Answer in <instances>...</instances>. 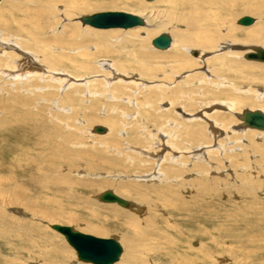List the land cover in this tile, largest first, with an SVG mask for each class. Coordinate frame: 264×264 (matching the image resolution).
I'll use <instances>...</instances> for the list:
<instances>
[{
    "label": "rangeland",
    "instance_id": "rangeland-1",
    "mask_svg": "<svg viewBox=\"0 0 264 264\" xmlns=\"http://www.w3.org/2000/svg\"><path fill=\"white\" fill-rule=\"evenodd\" d=\"M45 1L53 4L54 7L40 6L37 3L38 0H1L0 20L3 19V22L0 21V24L7 23L12 30L5 33L3 27L5 25H3L0 27V36H5L4 39L9 40L8 42L14 45V48L15 46L19 47V45L30 47L42 45L45 47V53L40 52L39 48L36 49V47L25 50L22 48L23 51L20 50V52L19 49L16 51L11 49L14 52H10L15 56L19 55L17 58L21 59L20 61L23 58L20 53H27L36 59V63L49 64V66L63 72L59 74V70H52L53 72L47 74L43 69H38L37 75L41 74L51 78L56 74L62 77L65 74L71 77L84 74L83 78L76 82L70 79L71 83L74 82V85H78L74 86V89L76 90L75 87H78L80 91L82 89V94L79 92L75 96L73 88L67 90L69 83L63 82L62 86H59L58 83L56 84L49 78L48 80L43 77L36 79L32 77V73L25 75L18 82L9 81L8 77L0 75V124L4 123L0 126V191L22 195L20 198L23 200L32 196L36 197V200L37 197H44L52 202L53 200L57 201L58 207L52 202L50 206H47L50 207L48 216L55 220L52 223L70 226L83 234L97 238L116 240L122 247V254L116 264H264V139L255 135H247V133L243 134L241 131L244 128L239 129L244 127L242 122L236 130V126H233L236 124V118L226 114L230 116L226 118L227 116L224 115L229 128H223L222 132L220 131L222 134H217L216 140L214 139L216 143H221L219 150V146L217 147L215 142L210 140L212 128L203 116L200 117L203 115L201 113L205 112L201 102L213 104L214 101L212 102V99L209 98V102L207 98L205 100L200 99V101L195 102L191 111L183 109L186 100L184 94L194 92L196 95L199 87L203 89L200 92H204L205 88V91H209L208 88L215 90V85L220 88L223 83L224 85L234 84L237 89L245 87L264 89V83L259 82L256 77L258 69H260L257 65L264 67V64L246 61L240 57L237 59V66L229 70L227 74L216 75L214 73L216 76H213L211 70V73L209 70L208 74L206 73L205 65L197 64L189 68L191 70L186 69L188 72L183 70L177 73L179 75L177 76L171 67L174 70L182 66L185 67L186 63H191L189 59H196L197 57H193L190 52L187 54L184 52L187 55L186 58L174 61L169 52L170 47L166 51H158L151 46V41L160 34H167L172 40L175 32L182 33L187 37L194 34L195 29H192L191 26L188 28L184 22H172L169 25L168 20H171V16L167 11L168 3L164 4L158 0L152 2L135 0L134 2L144 9V11H139L131 6L129 0H117L116 4L108 5L104 2H98L96 7H92L79 15H76L74 11L72 14L76 16L72 17L70 14L73 8L69 7L74 1L80 3V0ZM10 4L15 5V7L12 9ZM201 8L203 10L199 11L200 16L199 13L196 14V17L194 15V18L199 19L198 26L201 27V29L196 30L203 32L207 37L212 36L214 39L217 37L218 29L216 28L218 26H220L223 35L230 31L234 39L238 40L241 38V34L237 31L253 27L256 23L264 25V13L258 17L247 15L239 13L238 6L226 8L220 4L215 7V10L218 9L221 14L220 21L207 25L204 24L205 19L211 18H209L205 6H201ZM105 11L125 12L138 16L144 20L142 28L145 29L140 33L133 31L137 27L128 30H92V28L82 26L80 23L79 19L84 16ZM24 14H28V16L25 17ZM35 14L37 15L35 16ZM231 14H234V17H231ZM29 15H32V18H29ZM156 15L159 16L157 20L159 24H168L166 29L157 30L155 27L153 30L149 29L145 17L155 18ZM243 16L252 17L255 20L254 24L249 27L237 25V20ZM15 20H20L22 28L28 30L29 36L32 37L24 35V33H19L18 36ZM154 23L155 26L158 24ZM94 30L101 31V37L106 40L99 41V39L93 38L90 31ZM9 33L11 37H7ZM13 33L15 34L12 36ZM131 35H135L138 39H145L146 36L148 38H146L143 47L141 45L136 48L146 54L147 57L149 56L145 64L147 71L145 73L142 70L139 73L137 64H126L125 67L121 68L122 71L118 69L117 74L119 73L121 76L117 77L119 82L112 80L111 86H107L109 84H106L105 81L113 78L111 68L114 70L115 58L120 53L121 58H123L125 53L132 50L130 45L124 46L123 44L124 41H132L129 39ZM31 38L34 39L35 45H32ZM220 43L225 44L227 40L217 41L214 47H218ZM250 46H258L264 49L261 44L256 43L245 45L239 42L232 47L236 51H241V47ZM85 49H89V51L95 49L97 52L106 51L107 53L113 51V54L97 57V52L93 51L91 54L94 55V58L83 60L80 55ZM218 49L215 48L214 52H208L203 56L208 61V67L212 62L211 59L217 58L216 55H221L230 50L235 51L228 47ZM198 50L190 51L199 53ZM0 60L1 67H4L5 60ZM69 60L78 63L74 66ZM84 63H87L88 67L79 65ZM255 66V70L247 68ZM233 70H238V73L235 74ZM189 71H192L191 75ZM131 73L132 75L124 77L125 74ZM142 73L145 75L143 76ZM171 73H175L174 75L177 77L175 78ZM134 76H138L137 79ZM235 76L238 77L234 80ZM103 78L108 79L104 80ZM89 80L91 86L94 84L92 86L94 88H92L93 94L87 95L83 85ZM211 81L216 84L214 85ZM205 82L209 83L210 86ZM122 83L125 85L122 86ZM159 85H165L163 87V89L166 88L164 92ZM121 87L122 91H119ZM108 90L110 93L106 92ZM221 90L223 91V89ZM252 91L256 92L255 89ZM224 92L226 91L224 90ZM71 95L76 98V101L73 100L78 105L75 106L77 112L72 109ZM256 95L260 96L261 94ZM183 97L185 100L182 99ZM173 98L176 100L175 107H172L168 112L169 100ZM62 101L63 103H61ZM185 106L189 108L188 105ZM236 109L239 114L245 110L264 111V106L241 104L236 106ZM143 113L148 114V116ZM211 113L208 112V114ZM187 115L189 116L187 117ZM23 118L26 122L27 119L31 121L23 124L24 126L28 127L31 123L38 125L35 126L36 129L44 128L46 130L47 138H41L43 145L39 135H35L31 141L32 137L25 134L26 127L14 124ZM110 119L117 120L118 128L116 131L112 129L110 135L106 134L102 137L92 133L91 129L94 126H102L108 130L107 121ZM187 119H200L203 122L197 123L203 138L192 148L210 146L208 157L204 154L208 158V162L204 164L191 161L190 157L187 158V155L182 153L187 152L185 145L179 144L182 138L178 141V138L174 136L177 130L189 128L188 124L181 126L183 121ZM194 124L195 122L192 123V125ZM255 134L258 135V133ZM44 140L47 141L44 142ZM52 140L56 142L58 153L62 152L60 153L61 157L54 164H51V159L46 157L51 150L45 147L49 146ZM36 142L37 144L41 143L45 147V151L36 146ZM158 144L160 145L159 149H164L162 156L167 154V159L175 154L166 152L170 147L172 151L177 152L176 154L182 153L180 160L182 163L179 162L180 164L173 165L166 170L162 168L163 170L160 169V172L159 167L156 166L157 163L155 164V155L150 153L151 148ZM159 149L155 150L154 153L156 154ZM22 152L24 153L23 157L25 156L27 160L26 163L19 156ZM70 162H74L75 165L71 170H67L64 166ZM163 165L167 167V162L165 161ZM158 171L162 173L159 181L150 182L148 175H154ZM165 172L170 174L168 178H164ZM41 181H45L42 183L48 185L51 190L40 193L38 190H34V192L33 189L39 186L37 182ZM74 184L76 186H73ZM86 186L87 188H84ZM128 189L140 190L142 197L128 194ZM104 191H112L127 202H131L130 209L121 208L116 204L99 202V196ZM1 207V214H5L15 222H20L19 224L22 222L25 225H35L41 231L31 234L35 241V248L26 249L24 247L25 250L18 254L12 253L10 251L12 249L6 247L5 244L8 245L10 242L6 240L7 238L3 241L0 240V257L6 260L5 263H2L3 261L0 259L2 261L0 264H59L56 257L51 256L54 249H59L63 251L62 253L66 252V255L63 254V256L69 259L68 264H88L78 261L75 251L65 242L64 238L50 230L51 221L41 222L36 218L39 216L32 215L33 211H23L21 206ZM134 208L139 210H131ZM15 209L20 210V212H15ZM115 212L139 215L142 218L141 224L137 225L136 223H139L137 220L134 221L135 225L131 223L122 226L123 219L118 215V218H114ZM139 212L140 214H138ZM70 219L73 220L72 223H68ZM19 224L13 231L14 234L19 235L18 238H22V234L25 232L20 229L26 228L19 226ZM14 226L12 225V228ZM128 236L133 237V240L131 241ZM11 242L17 243L16 240ZM16 247L21 248L23 246L17 245ZM29 250L35 251L32 257L28 253ZM39 250L45 252L42 258L39 256L42 254ZM45 260H48V263Z\"/></svg>",
    "mask_w": 264,
    "mask_h": 264
},
{
    "label": "bare ground",
    "instance_id": "bare-ground-1",
    "mask_svg": "<svg viewBox=\"0 0 264 264\" xmlns=\"http://www.w3.org/2000/svg\"><path fill=\"white\" fill-rule=\"evenodd\" d=\"M1 1V0H0ZM116 1L117 0H80V3L78 2V1H74V3L72 4V6L71 7H69V8H73V10H72V12H71V16L72 17H74V16H76V15H79V14H81V13H84V12H86L87 10H89L90 8H92V7H96L98 4V2H101V3H106L107 5L108 4H116ZM135 0H129L128 2L131 4V6H133V7H135L136 9H138L139 11H144V9L141 7V6H139V5H137V3L136 2H134ZM146 2H152L153 0H151V1H147V0H145ZM159 2H161V3H164V4H167L168 3V5H167V11H168V13L170 14V19L171 20H168L169 21V25L170 24H172V22L174 23H178V22H184V23H186L187 24V27L189 28L190 26L192 27V29H195V33L194 34H192V35H188L187 37L185 36V35H183L182 33H179V32H175L174 33V38L171 40V42H170V53H171V56H172V58L174 59V61L176 60V61H179V60H181V59H183V58H186V54L188 53V52H190L191 53V55L193 56V57H197L196 59H189V61L191 62V63H186V66L185 67H179V68H177L176 70H174V68H172L171 67V69H172V71H174L175 73H176V75H177V73H179V72H181V71H183V70H185L186 72H188L186 69H189V68H192L194 65L196 66L197 64H200V66L201 65H205V67L204 68H206V73L208 74V70H209V73H211L210 72V70L213 72L212 73V75L213 76H216V75H218V74H227V72L229 71V70H231L232 68H235L236 66H237V59L238 58H240V57H243L244 58V56H245V54H247V53H250L251 52V49L253 48V47H258V46H250V47H241V51H236L235 50V48L234 47H232V46H236V44L237 43H242V44H249V43H256V44H261L263 47H264V25L263 24H259V23H256L253 27H250V28H245V29H242V30H240V31H237L239 34H241V38L240 39H234V37L232 36V33H230V31H228V29H227V33H225L224 35L221 33V28H220V26H218L216 29H218V31H217V37H216V39H214L212 36H205L204 35V33L203 32H200V31H198V30H196V29H201V27H199L198 26V24L200 23V21H199V19L198 18H194V15H195V17H196V14L197 13H199V11L202 9L203 10V8H201V6L202 7H204L205 6V9L208 11L207 13H208V15H209V18H211V19H205V23L204 24H207V25H209V24H213V23H218L217 21H220V18H221V14L218 12V9H216L215 10V7L217 6L218 7V5L220 4V5H223V6H226V8H234V7H236V6H238V9H239V13H243V14H247V15H253V16H261L263 13H264V0H260V1H257V0H247V3H246V0H175V1H171V0H158ZM170 1H171V3H170ZM23 2V1H22ZM241 2V3H240ZM38 4H40V6L41 5H44V6H47V7H54L53 6V4H51V3H47L45 0H38V2H37ZM97 4V5H96ZM100 4V3H99ZM171 4H172V6H171ZM204 6H203V5ZM11 5V7H12V9L15 7V5H12V4H10ZM95 5V6H94ZM23 6V5H22ZM44 6H42V7H44ZM171 6V7H170ZM219 9H220V7H219ZM45 10V9H44ZM66 10V9H65ZM137 10V11H138ZM205 10V11H206ZM11 11V10H10ZM47 11V10H46ZM67 11V10H66ZM74 11L76 12L74 15L72 14V13H74ZM68 12V11H67ZM9 13V12H8ZM35 13V12H34ZM33 13V14H34ZM237 13V12H236ZM25 15V14H24ZM37 14H35V16H36ZM49 15H50V13H49ZM69 15V14H68ZM238 15V14H237ZM240 15V14H239ZM28 16V14L27 15H25V17H27ZM34 16V15H33ZM34 16V17H35ZM71 16H69V17H71ZM199 16H200V13H199ZM234 17V14H231V17ZM236 16V15H235ZM24 17V16H23ZM38 17V16H37ZM198 17V16H197ZM223 17V16H222ZM227 17V16H226ZM29 18H32V15L30 16L29 15ZM158 18H159V16L158 15H156L155 16V18H152V17H145V22H147V25H148V27H149V29L151 28L152 30L154 29L153 27H155V29H157V30H163V29H166V27H167V23H165V24H159L158 23ZM200 18V17H199ZM1 19V18H0ZM80 20V23L82 24V26L84 25L82 22H81V18L79 19ZM201 20V19H200ZM1 21V20H0ZM143 21V25L142 26H144V20H142ZM227 21V20H226ZM238 21V20H237ZM3 22V19H2V21H1V23ZM14 22H17V28H15V29H17L16 31H17V35L19 34V33H24V35H28L29 36V32H28V30L26 31V29L24 30V28H22V26H21V22H20V20H15ZM158 23L156 26L155 25H153V23ZM223 22V21H222ZM254 22H255V20H254ZM254 22H253V24H254ZM5 23V22H4ZM154 23V24H155ZM225 23V22H224ZM237 23V22H236ZM252 24V25H253ZM3 25H5V26H3ZM0 24V27H4V32L5 33H8V32H10L11 30H12V28H10V27H8V25H7V23L6 24ZM238 25V24H237ZM25 26V25H24ZM44 26V25H43ZM85 27L87 26V25H84ZM142 26H138L137 27V29H135V30H133L135 33H140L143 29H145V28H142ZM251 26V25H250ZM88 27H90V26H88ZM88 27H87V29H88ZM147 27V26H146ZM241 27H244V26H241ZM247 27H249V26H247ZM91 28V27H90ZM136 28V27H135ZM94 28H92V30H93ZM132 29V28H131ZM203 29H206V27L204 28L203 27ZM98 30V29H97ZM123 30V29H122ZM128 30V29H127ZM7 31V32H6ZM151 31V30H150ZM91 33H90V35L93 37V38H97V39H99V41H105L106 39H104L103 37H101V35H100V33H101V31H96V30H94V31H90ZM149 32V31H148ZM16 33V32H15ZM15 33H13L12 34V36L15 34ZM89 33V32H88ZM145 35H148V33H145ZM19 36V35H18ZM17 36V37H18ZM169 36V35H168ZM1 37V36H0ZM7 37H11V35H10V33H9V36H7ZM29 37H32V36H29ZM28 37V38H29ZM170 37V36H169ZM5 38V36H2L1 38H0V59H4L5 60V66L2 68L1 67V65H0V75L1 76H4V77H8L9 79V81L11 80V81H15V82H18V81H20V80H22V78L25 76V75H27V74H29V73H32V77H34V78H36V79H40L41 77H43V78H46L45 80H48V78L49 79H51L53 82H56V84L58 83V85L59 86H62V84H63V82H66V83H69V85H68V87H67V90H68V88L70 89V88H73V93L75 94V96H76V94L77 93H81L82 94V89H81V91L80 90H78L79 88L78 87H75L76 88V90L74 89V86H78V85H74L73 83H71L70 82V79L72 80V81H78V80H81L83 77V75L84 74H82V75H77V76H73V77H71L70 75H67V74H65V76L64 77H62V76H59L58 74H56V75H54V76H51V78L49 77V76H44V75H41V74H39V75H37V72H38V69H43L44 71H45V73H49V72H53L52 70H59V69H55V67H52V66H49V64H40V63H36L35 62V60L36 59H33V57H31V56H29L27 53H20V55H22V61H20L19 60V58H17V56H19V55H17V56H15L13 53H11V52H14V51H11V49H14L15 51H16V49H19V52H20V50L21 51H23L22 50V48L25 50V49H30V48H33L34 46H28V45H19V47L18 46H15V48H14V45H12L10 42H8L9 40H5L4 39ZM15 38V37H14ZM146 38H147V36H146ZM146 38L145 39H138L135 35H131V36H129V39H131L132 41H124L123 42V44H124V46H126V45H130L131 46V48H132V50H130V51H128L129 53H125V56H123V58H121L122 56H120L121 55V53H120V55L118 56V57H116L115 58V63H117L116 65H114L115 63H113V67H114V70H113V68H111V70L113 71L112 72V75H113V78H111L110 80H107V81H105V83L106 84H109V85H107V86H111V83H112V80H117L118 82H119V79H117V77H121L120 75H119V73L117 74V72L119 71V70H121V68L122 67H125L126 66V64H137L138 66H139V68H138V72L140 73V71H142L143 70V72L145 71V73H146V71H147V68L145 67V64L147 63L146 61H147V58L149 57H147L146 56V54H144L142 51H140V50H138V49H136L138 46H141L142 45V47H143V44L146 42ZM171 38V37H170ZM32 39V38H31ZM148 39V38H147ZM224 40V41H226L227 40V43H223V44H221L220 43V45L218 46V47H214V45L216 44V42L217 41H219V40ZM3 40H5V41H3ZM17 42V41H16ZM32 45H35L34 44V39H32ZM152 42V41H151ZM27 44H28V42H27ZM151 46H152V44H151ZM239 46V45H238ZM241 46V45H240ZM17 47V48H16ZM36 47V49L37 48H39V50H40V52H42V53H45L46 52V50H45V47H43L42 45H40L39 46V44H38V46H35ZM35 47H34V49H35ZM81 47V46H80ZM98 47V46H97ZM153 47V46H152ZM231 48V49H234L235 51H226V52H224V53H222L221 55H216L217 56V58H215V59H211L212 60V62L209 64L210 66L208 67V65H207V59H204L203 58V56L205 55V54H207L208 52H214L215 50V48ZM94 48V47H93ZM154 48V47H153ZM260 48H262V47H260ZM154 49H156V48H154ZM194 49H199L198 51H199V53H197L196 51H190V50H194ZM263 49V48H262ZM156 50H158V49H156ZM167 50V49H166ZM166 50H158V51H166ZM221 50V49H220ZM242 50H243V52H242ZM11 51V52H10ZM18 51V50H17ZM26 51H28V50H26ZM93 51H96L95 49L94 50H92V51H89V49H85V50H83L82 51V53H81V55H80V57L83 59V60H87V59H91V58H94V55H92L91 54V52H93ZM117 51V50H116ZM218 51H219V49H218ZM25 52V51H24ZM97 52V51H96ZM117 52H119V51H117ZM186 54H185V53ZM110 53H112L113 54V51H109V53H107L106 51H99V52H97L96 53V55H97V57H100V56H108ZM194 53H196V54H194ZM119 54V53H118ZM212 54V53H211ZM213 56V55H212ZM215 56V57H216ZM114 57V56H113ZM17 58V59H16ZM67 58H69V57H67ZM57 59V58H56ZM65 60V59H64ZM112 60H114V59H112ZM244 60H245V58H244ZM1 61V60H0ZM70 61V63L72 64V65H74L75 66V64L76 63H78L77 61H72V60H69ZM247 61V60H246ZM113 62V61H112ZM253 62H256V61H253ZM49 63V62H48ZM50 63H52V62H50ZM174 63V62H173ZM257 64L258 63H260V64H264V63H262V62H256ZM2 64V63H1ZM79 65H84V67H88V64L87 63H84V64H79ZM108 67H109V65H108ZM257 67L258 68H260V69H258V73L256 74V77L258 78V80H259V82H261V83H264V67H262V66H258L257 65ZM201 68V67H200ZM203 67H202V69H204ZM247 68H250V69H252V70H255L256 69V66L255 67H247ZM246 68V69H247ZM119 69V70H118ZM87 71L89 70V69H86ZM189 70H191V69H189ZM198 70H200L199 68H198ZM122 71V70H121ZM36 72V73H35ZM62 72V71H61ZM60 72V70H59V74L61 73ZM91 72V71H90ZM190 72V71H189ZM192 72V71H191ZM191 72L189 73L190 75H191ZM233 72L235 73V74H237L238 73V70H233ZM63 73V72H62ZM121 73V72H120ZM123 73V72H122ZM121 73V74H122ZM174 73V74H175ZM200 73V72H199ZM202 73V72H201ZM205 73V74H206ZM214 73L216 74V75H214ZM229 73V72H228ZM89 74V73H88ZM171 74H173V73H171ZM173 74V75H174ZM194 74H196V73H194ZM130 75H132V73L131 74H125L124 75V77H127V76H130ZM142 75L144 76L145 74H143L142 73ZM189 75V76H190ZM89 76V75H88ZM87 76V77H88ZM141 76V75H140ZM175 76V75H174ZM177 76H179V75H177ZM177 76H175V78L177 77ZM194 76V75H193ZM198 76H199V74H198ZM234 76V75H233ZM134 77H136L135 79H137V77L138 76H134ZM195 77V76H194ZM236 77H238V76H235V78H234V80L235 79H237ZM90 78V77H89ZM89 78H87V79H89ZM196 78V77H195ZM65 79H68V80H65ZM86 79V78H85ZM104 80H106V79H108V78H103ZM124 79V78H123ZM172 80H173V78H171ZM181 79V78H180ZM184 79V78H183ZM216 79V78H215ZM220 79H221V77H220ZM3 80V79H2ZM44 80V81H45ZM143 80V79H142ZM226 80V79H225ZM252 80V79H251ZM38 81V80H37ZM139 81V80H138ZM182 81V80H181ZM209 81V80H208ZM213 81V80H212ZM211 81V83H213ZM218 81V80H217ZM216 81V82H217ZM253 81V80H252ZM94 82V81H93ZM134 82V81H133ZM202 82V81H201ZM224 82V81H223ZM66 83H65V86H66ZM206 83V82H205ZM90 85V86H87V85ZM117 84V86H119V84L118 83H116ZM116 84H114V85H116ZM177 84V83H176ZM200 84V83H199ZM202 84V83H201ZM200 84V85H201ZM207 84V83H206ZM209 84V83H208ZM207 84V85H208ZM214 84V83H213ZM216 84V83H215ZM214 84V85H215ZM221 84V83H220ZM226 84H227V82H226ZM2 85V84H1ZM7 85V84H6ZM125 84H123L122 83V86H124ZM142 85V84H141ZM199 85V86H200ZM202 85H204V84H202ZM15 86V85H14ZM41 86V85H40ZM81 86V85H80ZM84 88H86L85 90H86V93H87V95H90V94H93V89L92 88H94V87H92V86H94V84H92V86H91V81L89 80V82L87 81V82H84ZM162 89H163V87L165 86V85H159ZM204 86H206V85H204ZM209 86H210V84H209ZM211 86H212V84H211ZM235 85L234 84H227V85H224V83H223V86H221V87H223V88H221V89H223V91L218 87V86H216L215 85V90H211V89H209L208 87V90L210 91L211 90V92H209V91H205V89H204V92L202 91V92H200V90H203V89H200V87H199V89L197 90V93H196V95L194 94V92L193 93H191V92H186L185 94H184V96H185V99H184V97L182 98V99H184L185 101H184V106H183V109L184 110H187V111H191L192 109H193V105H195V102L197 101L198 102V100L200 101V99H204L205 100V98H207V101H208V98L209 99H212V102L214 101V103L215 102H217L218 101V103H213V104H211V103H208V104H206V103H203V102H201L202 103V105H203V107H204V113H201V114H203V115H201L200 116V114H199V116L200 117H202L203 116V118L204 119H206L207 120V122H208V124L210 125V128H212V130L210 131V140L212 139V142L214 141L215 143V145H217V147L219 146V150L221 149V147H220V144L219 143H216V135L218 134L219 135V133H221L222 132V130H223V128H225V129H228L229 127H228V124H226V121H225V118H224V115L225 116H227V115H231V116H233L234 118H236V124L235 125H233V126H236V130L238 129V125H241V120H240V117H241V115L243 114V112L242 113H237L236 112V106H238V105H241V104H243V105H245V104H251V105H258V106H264V89L263 88H253V87H245V88H240V89H237L236 87H234ZM82 87V86H81ZM40 88V87H39ZM110 88V87H109ZM112 88V87H111ZM114 88V87H113ZM129 88V87H128ZM176 88H177V86H176ZM227 88H229V89H227ZM248 88V89H247ZM120 89V88H119ZM165 89L166 88H164L163 89V92L165 91ZM219 89H220V91H219ZM253 89H255L256 90V92H253L252 90ZM75 90V91H74ZM106 90V89H105ZM158 90L159 91H161V89L160 88H158ZM224 90L226 91V92H224ZM1 91V90H0ZM111 91V90H110ZM119 91H122V87H121V89L119 90ZM158 91V92H159ZM174 91V90H173ZM177 91V90H176ZM53 92V91H52ZM66 92V91H65ZM105 92V91H104ZM103 92V93H104ZM107 93L109 92V90L108 91H106ZM116 92H117V90H116ZM124 92V91H123ZM178 92V91H177ZM209 92V93H208ZM110 93V92H109ZM238 93H240V95H238ZM241 93H242V95H241ZM256 94H261L260 96H258V95H256ZM65 95V94H64ZM79 95V94H78ZM98 95V94H97ZM105 96H106V94H104ZM75 96H70V99H72L71 100V106H72V109L74 110V111H76L77 112V110L75 109V108H77V107H75V106H78V105H76V103L74 102V100L76 101V98H75ZM81 96V95H80ZM163 96V95H162ZM255 98H254V97ZM67 97V96H66ZM117 97V96H116ZM170 97V96H169ZM80 98V97H79ZM90 98V97H89ZM96 98V97H95ZM114 99H115V96L113 97ZM165 98V97H164ZM171 98H172V96H171ZM175 98V97H174ZM172 99V100H169V104H168V108H167V111L169 112V110L170 109H172V107H175V99ZM74 99V100H73ZM91 99H92V97H91ZM170 99V98H169ZM64 100V99H63ZM116 100H118V99H116ZM146 100V99H145ZM147 100H148V98H147ZM166 100H167V98H166ZM20 101V100H19ZM61 101V100H60ZM209 102V101H208ZM61 103H63V101L61 102ZM60 103V104H61ZM143 103V102H142ZM182 103H183V100H182ZM65 104V103H64ZM93 105V104H92ZM145 106H146V104H144ZM185 105H188L189 106V108L187 107L186 108V106ZM96 106V105H95ZM107 106V105H106ZM111 106V105H110ZM138 106V105H137ZM139 106H141V105H139ZM70 107V106H69ZM90 107H91V105H90ZM137 108V107H136ZM141 108H142V106H141ZM190 109V110H189ZM199 109H201V108H199ZM143 110V109H142ZM145 111V110H144ZM146 111H147V109H146ZM245 111H250V110H245ZM255 111H260V110H255ZM196 112V111H195ZM208 112H212L211 114H208ZM219 112H223V113H219ZM250 112H253V111H250ZM260 112H262L263 114H264V111L262 110V111H260ZM116 113H117V111H116ZM119 113V112H118ZM122 113V112H121ZM125 113V112H124ZM225 113V114H224ZM73 114V113H72ZM144 114V113H143ZM188 114V113H187ZM196 114V113H195ZM208 114V115H207ZM227 114V115H226ZM114 115V114H113ZM144 115H147L148 116V114H144ZM189 115H191V114H189ZM189 115H187V117L189 116ZM206 115V116H205ZM94 116V115H93ZM197 116V115H196ZM205 116V117H204ZM91 117V116H90ZM228 117H230V116H227L226 118H228ZM118 119V118H117ZM134 119V118H133ZM211 119H214L213 121L211 120ZM25 120V118H23L21 121H17V122H15L14 124H16V125H18V124H20V125H23V124H26V123H28V122H31V121H29L28 119H27V122L26 121H24ZM142 120H143V118H142ZM175 121L177 120L176 118L174 119ZM238 120V121H237ZM117 121V120H116ZM116 121H114V120H111L110 119V121H107V123H108V125H109V129L108 130H106L105 128H104V130H105V132L104 133H102V134H96L95 132H93V129L95 128V127H97V126H94L91 130H92V133L93 134H95V135H100L101 137H102V135L104 136V135H110V132L112 131V129L114 130V131H116L117 130V123H116ZM124 122V121H123ZM193 122H195V124L194 125H192V123ZM211 122H213V123H211ZM197 123H203V122H201L200 121V119H187V120H185V121H183V125H181V126H184V125H189V128L188 129H183V130H177L176 131V135H174L175 137H177L178 138V141L180 140V138H182V141L180 142L179 141V144L181 145V144H183V145H185V147H186V150H187V152H182V153H184V154H186L187 155V158H189L190 157V159H191V161H195L196 163L198 162H200V163H202V164H204L205 162H208V158H206L205 156H204V154H206L207 155V157H208V154L210 153V151H209V147L210 146H208L207 148L206 147H198V148H196V149H193L192 147L194 146V145H196V144H198L197 142H199L202 138H203V135H202V132H201V130L199 129V125L197 124ZM89 124V123H88ZM179 124V123H178ZM2 125H4V123H1L0 124V126H2ZM174 125V124H173ZM180 125V124H179ZM35 126H38V125H33V124H31V123H29V126L27 127V126H24L23 125V127H26V131H25V134L28 136V137H32L31 138V141L33 140V137L35 136V135H39L38 137H39V139L41 140V138H47L46 137V135H45V131L46 130H44V128L42 129V128H38V129H41V130H38V129H36L35 128ZM86 126H87V124H86ZM119 126V125H118ZM30 127V128H29ZM84 127H85V125H84ZM99 127H102V126H99ZM228 127V128H227ZM244 128V130L243 131H241V132H243V134L244 133H247V135H255V136H259V137H262L263 139H264V130H262V131H260V130H255V129H252V128H249V127H246V126H244V127H241V128H239V129H243ZM248 130H250V131H248ZM254 130V131H253ZM109 131V132H108ZM221 131V132H220ZM230 131V130H229ZM231 131H233L234 132V130H231ZM48 132L49 133H51L50 132V130H48ZM248 132H250V133H248ZM161 133V132H160ZM232 133V132H231ZM255 133H258V135H256ZM33 134V135H32ZM48 134V133H47ZM86 134V133H85ZM162 134V133H161ZM222 134V133H221ZM89 135V134H88ZM163 135V134H162ZM229 135V134H228ZM233 135V134H232ZM236 135V134H235ZM246 135V134H245ZM93 136V135H92ZM114 138V137H113ZM177 138H174V139H176L177 140ZM261 138V139H262ZM215 139V140H214ZM29 140V139H28ZM42 141V140H41ZM45 141H47V140H44V142ZM162 141V140H161ZM211 142V141H210ZM55 143L56 142H54L53 140H52V142L50 143V145L49 146H45L46 148H49L51 151H49V153H48V155L46 156L47 157V159H51V161L52 162H50L51 164H54L56 161H58L59 160V158L61 157L60 156V153H62V152H60V153H58V148H57V146L55 145ZM166 143V142H165ZM178 143V142H177ZM213 144V143H212ZM42 145H43V141H42ZM41 145V143H38L37 144V142H36V146H38V147H40L41 149H43L44 150V146H42ZM58 145V144H57ZM211 145V144H210ZM165 146H168V145H165ZM159 147H160V145L158 144V145H155L153 148H151V150H150V148H149V150H150V153H152L151 155H155V157H156V159L155 158H153V159H155V164H156V166L157 167H159L158 168V170L160 171V169H161V171L164 169V170H166L167 168H171V167H173V165H177V164H180V163H182V161H180L181 160V157H182V153L179 155V154H176L177 152H174V151H172V149H171V147H170V149L169 150H167L166 152L167 153H175V154H173V156L170 158H168L167 159V154L166 155H164V156H162V154H163V148H161V149H159ZM176 147V146H175ZM223 147V146H222ZM264 148V147H263ZM159 149V151L155 154L154 152H155V150L157 151ZM48 150V149H47ZM175 150H176V148H175ZM212 150V149H211ZM218 150V149H217ZM45 151V150H44ZM214 151V150H213ZM231 151V150H230ZM144 152H146V153H148L147 151H144ZM142 153V152H141ZM214 153V152H213ZM161 154V155H160ZM23 155H24V153L22 152V153H20L19 154V156H21L23 159H21L22 161L24 160L25 162L24 163H26L27 162V160H26V158H25V156L23 157ZM158 155V156H157ZM170 156V155H169ZM153 157V156H152ZM19 159V158H18ZM167 159V160H166ZM162 160H164V161H162ZM49 161V160H48ZM165 161L167 162V167H165L166 165H163V163H165ZM47 162V161H46ZM180 162V163H179ZM38 163V162H37ZM36 165V167H37V164H35ZM74 165H75V163L74 162H70V164H67L66 166H64L67 170H71V168L72 167H74ZM36 167L34 168L35 170H36ZM165 167V168H164ZM163 168V169H162ZM31 169V168H30ZM172 169H174V168H172ZM27 171H29V170H27ZM33 171V170H32ZM31 171V172H32ZM48 171L49 172H51V170L50 169H48ZM159 171L156 173V174H150V175H148L149 176V180H150V182L152 181H154V180H157V182L159 181V177L160 176H162V173H159ZM160 171V172H161ZM159 173V174H158ZM172 173V172H171ZM26 174V173H25ZM32 174V173H31ZM171 175H173V173L171 174ZM163 176H164V178H168L169 176H170V174H167L166 172L163 174ZM163 178V179H164ZM31 180V179H30ZM32 182V181H31ZM42 182H45V181H41V182H37L38 184H39V186H36L34 189H33V191L34 190H38V193H40V192H46V191H49V190H51L50 189V187L47 185H44ZM148 182V181H147ZM171 182V181H170ZM27 183V182H26ZM105 184V183H104ZM33 186H34V184H33ZM73 186H76V184H74ZM89 186V185H88ZM124 186V185H123ZM159 186V185H158ZM52 187V186H51ZM82 188H83V186H81ZM90 187V186H89ZM92 187V186H91ZM84 188H87V186L86 187H84ZM27 189V188H26ZM57 189V188H56ZM121 189H122V187H121ZM122 191V190H121ZM1 193H0V206H2V207H13V206H21L24 210L23 211H30V212H32L33 211V213H32V215L33 216H39V217H36L37 219H39L41 222L42 221H51V224H53L52 222H55V220H53L54 218L53 217H49L48 216V209L50 208H48L47 206H50L51 205V200L50 199H46V198H44V197H37V200L35 199L36 197H32V196H29L28 198H27V200H23V199H21L20 198V196H22V195H16V194H12V193H3L2 191H0ZM35 192V191H34ZM56 192H57V190H56ZM105 192V191H104ZM103 192V193H104ZM112 192V191H111ZM124 192V191H123ZM23 193V192H22ZM37 193V194H38ZM127 193L128 194H133L134 196L136 195V196H138V197H142V195H141V193H140V190H137V189H135V190H129L128 189V191H127ZM25 194V193H24ZM23 194V195H24ZM28 194V193H27ZM115 194V193H114ZM101 195V194H100ZM116 195V194H115ZM118 196V195H117ZM120 197V196H119ZM99 202H101L100 200H99ZM53 205H56V207H58L59 205H58V203H57V201H54L53 200ZM104 203V202H103ZM129 203V202H128ZM131 203V202H130ZM130 203H129V206L128 207H121V208H124V209H130ZM108 204H110V203H108ZM117 205V204H116ZM117 206H119V205H117ZM139 206V205H138ZM137 206V207H138ZM1 207V208H2ZM8 207V208H9ZM21 208V209H22ZM37 208H40V209H37ZM143 209V208H142ZM108 210H111V211H114L113 209H108ZM131 210H139L138 208L136 209V208H134V209H131ZM17 211V213H19L20 212V210L18 211V210H16L15 209V212ZM15 212H14V214H15ZM13 213V212H12ZM138 214H140V212L138 213ZM142 214V213H141ZM121 216V218L123 219H121L122 220V226H127V225H129V224H134L135 225V222L134 221H139V223H136L137 225L138 224H141V221H142V218H140V216L139 215H132V214H130V213H125V212H115L114 213V218H118V216ZM17 216V215H16ZM54 217H56V216H54ZM24 219V218H23ZM62 220V219H61ZM23 221H25V220H23ZM72 221L73 220H68V223H72ZM26 222V221H25ZM20 222H15V221H13V220H11L9 217H7V216H5V214H1V211H0V240H5L6 238V240H8V241H10L9 243H8V245H7V243L5 244L6 245V247L8 248V249H12V250H10V251H12V253H19V252H23V250H25V248L26 249H28V248H35V245H34V240L32 239V237H31V234H33V233H38V232H40L41 231V229L39 230V228H37V226H35V225H25V223H22L21 222V224H19ZM26 223H28V222H26ZM17 224H19V226H25L24 228H26V229H23V228H21L20 230H23L25 233L24 234H22V238L20 237V238H18L17 236H19V235H16V234H14V229L15 228H17ZM49 225V228H50V230H53L52 228H51V226L52 225ZM12 225H15L13 228H12ZM53 225H57V224H53ZM61 226V225H60ZM12 229V230H11ZM74 229V228H73ZM75 230V229H74ZM54 231V230H53ZM77 231V230H76ZM56 232V231H55ZM56 233H58V232H56ZM59 234V233H58ZM62 236V235H61ZM63 237V236H62ZM129 237V239L132 241L133 240V237L132 238H130V236H128ZM64 238V237H63ZM12 240H16V244H14L13 242H11ZM65 240V239H64ZM66 242V241H65ZM46 243V242H45ZM19 246V245H21V246H23V247H21V248H17L16 246ZM120 245V244H119ZM25 247V248H24ZM121 247V246H120ZM122 248V247H121ZM63 249V248H62ZM42 254H39V256H40V258H42L43 257V254H45V252H43L44 250H39ZM33 252H35L34 250H29L28 251V253L30 254V257H32V255H33ZM63 251H61V250H59V249H54L52 252H51V256L52 257H56V261L59 263V264H68V262H70L69 261V259L67 258V257H65V256H63V254L64 255H66L65 253H62ZM54 255H53V254ZM76 253V252H75ZM122 254V253H121ZM121 256V255H120ZM77 257V256H76ZM40 258H39V260H40ZM45 258V257H44ZM43 258V259H44ZM0 259L3 261H1L2 263H5V259L3 260V258L2 257H0ZM47 263H48V260H45ZM79 261V260H78ZM119 261V260H118ZM117 261V262H118ZM42 262V261H41ZM116 262V263H117ZM8 263H9V261H8ZM84 263V262H83ZM116 263H114V264H116Z\"/></svg>",
    "mask_w": 264,
    "mask_h": 264
},
{
    "label": "water",
    "instance_id": "water-1",
    "mask_svg": "<svg viewBox=\"0 0 264 264\" xmlns=\"http://www.w3.org/2000/svg\"><path fill=\"white\" fill-rule=\"evenodd\" d=\"M151 1V0H147ZM84 25L98 30L110 29H131L143 25V21L138 16L125 12L105 11L81 18ZM254 19L250 16H243L238 19L240 26H250ZM171 38L167 34H160L151 42L152 46L158 50L169 48ZM196 54V53H194ZM245 60L264 63V49L253 47L250 53L245 54ZM242 124L255 130H264V114L260 111H244L240 117ZM93 132L102 134L103 127H95ZM99 200L104 203L117 204L121 207H128L129 203L111 191H105L99 196ZM51 228L62 235L66 243L76 252L80 262L88 264H114L122 253L119 243L112 238H97L92 235L83 234L74 230L70 226L52 225Z\"/></svg>",
    "mask_w": 264,
    "mask_h": 264
}]
</instances>
